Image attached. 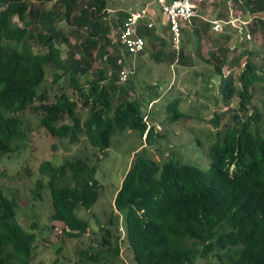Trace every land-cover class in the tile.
<instances>
[{"label": "trees", "instance_id": "16d2710c", "mask_svg": "<svg viewBox=\"0 0 264 264\" xmlns=\"http://www.w3.org/2000/svg\"><path fill=\"white\" fill-rule=\"evenodd\" d=\"M213 1L218 8L215 19L192 18L204 20L200 26L204 36L213 28L212 20L229 18L233 6L250 16L251 35L255 29L264 34V0ZM108 5L109 0H0V159L28 147L34 129L24 119L27 110L36 113L47 134L70 143L86 137L101 154L109 149L113 135L127 128L147 135L150 144L165 137L142 113L141 100L148 94L154 102L168 90L160 92L153 85L133 96V73L126 82L120 81L121 67L133 66L147 44L143 52L130 55L114 42L111 35L128 12H119L114 20ZM162 25L169 33L170 26ZM156 33L155 25L140 24L139 34L146 41L164 45ZM222 38L206 58L214 75L222 77L215 95L222 102L209 119L216 139L206 158H194L196 164L184 156L161 162L148 155L146 147L138 151L114 198L116 212L112 210L105 222L92 214L100 241L80 252L74 264H116L123 243L136 264H195L209 257L216 259L215 264H264V111L252 103L257 84L264 82V70L252 60L258 52L232 55L230 37ZM188 45L184 39L179 51L154 47L152 57L169 66L177 62L192 67ZM240 66L237 80L234 72L225 76L227 69ZM50 70L53 84L65 77V86L53 97L45 84ZM181 102V96L167 102L170 121L183 115ZM83 109L89 110L85 120L79 112ZM33 173L40 176L33 197L42 200L41 192L50 191L51 216L66 227L64 236L87 232L92 218L80 216L77 208L91 210L102 193L97 165L75 155L58 164L45 159ZM6 188L11 186L0 185V264H30L37 254V233L18 221L19 198Z\"/></svg>", "mask_w": 264, "mask_h": 264}, {"label": "rangeland", "instance_id": "374dc122", "mask_svg": "<svg viewBox=\"0 0 264 264\" xmlns=\"http://www.w3.org/2000/svg\"><path fill=\"white\" fill-rule=\"evenodd\" d=\"M213 2V0H208L207 8L201 10L205 18H216L218 8L214 6ZM108 9L114 20L119 18V12H129L135 9L146 11L148 16L157 19L155 20L156 32L159 34V39L165 43L162 45L156 41L154 46L152 41L148 40L146 50L134 59L131 79H134L136 86L133 96H140L143 92H148L149 86L153 85L160 92L168 90L152 104L153 97L151 95L147 94L141 100L142 113L151 117L148 122L155 124L156 130L165 137L157 138L155 143L150 144L147 135L143 137L139 130L127 128L115 133L109 149L105 154H101L99 150L92 147L86 137L81 136L77 142L70 143L68 138L64 139L47 134L45 128L39 127V118L34 116L36 113L33 110H27L24 113V119L34 131L32 134L30 132L32 136L30 140H27L29 144L26 149L19 151L18 155L14 153L0 159V185L11 186V189H6L10 193H16L19 198L18 221L23 224L27 231L34 230L37 233V254L30 264H74L81 257L80 252L86 251L92 242L98 244L100 239L95 236L94 232H98L99 228L92 214H97L105 222L113 212H116L115 207L113 208L116 193L121 186L124 175L135 159V154L143 147H146L148 155L161 162L172 157L178 159L184 156L186 160L191 158V162L196 164L199 162L194 158L199 157L201 160L202 157L206 158L210 144L216 139V129L209 119L214 115V111L219 110L218 106L222 102L221 98H219V102L216 100L222 77L214 75L206 58L210 56V50L217 48L219 42L223 40L221 36L230 37L228 46L233 49L231 50L232 55L249 50L258 52L256 56L251 57L255 64L264 70V34L261 30L255 29V34L251 35L250 32L253 28H250L249 23L244 24L242 28L225 25L218 32L210 27L208 35L204 36L200 31V26L204 20L202 21L201 18L196 21L192 20L182 32V43L184 39L185 42L189 43L186 47V54L193 57L194 65L183 67L176 62L169 66L167 62H159L152 57L154 47H164L165 51L170 52L179 51L181 46L178 50L174 49L170 31L169 33L163 32V25L158 17L162 16L161 10L155 0H109ZM233 10L241 21L250 20V16H246L241 10L236 11L234 6ZM196 32L199 36L196 35ZM198 41L201 44H197ZM64 55L65 51L63 52ZM246 59L244 57L241 66L245 64ZM95 66H100V64L96 63ZM241 66L240 68L237 67L235 71L227 69L225 76H230L234 72L233 76L237 80ZM58 72L62 71L59 70ZM47 75L45 84L49 86V92L53 97L54 93L65 86V77L53 84L52 70ZM257 85L258 89L252 103L264 111V90L262 89L264 82ZM175 96L182 97L179 110L184 113L178 119L170 121L169 118L172 113L167 110V102ZM75 98H78V95L75 94ZM234 98L237 99V97ZM235 99V104H237ZM251 110H254L252 106ZM79 112L82 120H85L89 115L88 109L79 110ZM262 117V127H264V113ZM55 144L58 145V148L54 149L53 145ZM75 155L88 157L91 165H97L96 178L103 185V190L91 210L88 211L83 206L77 208L80 216L88 220L92 218L88 231L81 236L69 237L51 229L53 224L56 227H65L63 223H58L51 216L53 207L50 191L47 189L41 192L42 200L34 198L33 193L35 192L34 189H37L35 182L40 178L37 172H39V166L43 160H56L58 164L64 158ZM98 157L100 160H97ZM2 188L5 189V186ZM57 249H60V253ZM215 263L216 259L209 257L200 258L195 264ZM116 264H136L125 243L122 244L121 257L117 259Z\"/></svg>", "mask_w": 264, "mask_h": 264}, {"label": "built area", "instance_id": "2783aa9c", "mask_svg": "<svg viewBox=\"0 0 264 264\" xmlns=\"http://www.w3.org/2000/svg\"><path fill=\"white\" fill-rule=\"evenodd\" d=\"M160 8L165 19L164 24L170 26L172 35V46L174 49H179L182 44V32L185 27L189 25L194 16H202L200 7L207 0H155ZM230 17L227 20L216 19L212 20L214 23L213 30L221 31L225 25H232L240 27L248 24V21H241L239 17L231 9ZM141 23H145L148 27L155 25L152 17L150 18L146 11L130 10L129 14L122 26L121 35L119 37L120 43L128 54L140 53L146 44V40L139 34V27ZM120 58L118 63H122ZM129 67L124 66L121 71V78L125 79L129 76ZM58 232L63 233L64 228L56 227Z\"/></svg>", "mask_w": 264, "mask_h": 264}, {"label": "clouds", "instance_id": "9594fccd", "mask_svg": "<svg viewBox=\"0 0 264 264\" xmlns=\"http://www.w3.org/2000/svg\"><path fill=\"white\" fill-rule=\"evenodd\" d=\"M128 12V11H127ZM128 14H129V12H128ZM128 16V15H127ZM127 18V17H126ZM122 26L123 25H120L116 30H114L113 31V34L111 35L112 36V39H113V41L114 42H118L119 44H121L120 43V39H119V37H120V35H121V29H122ZM147 42V41H146ZM122 45V44H121ZM129 61V60H128ZM124 66H126V64L124 65ZM123 66V67H124ZM123 67H121V70H120V72H119V74H120V81L121 82H126L127 80H128V78L132 75V66L131 67H129V76L127 77V78H125V79H122L121 78V71H122V69H123ZM153 102L151 101V104H152ZM64 225V224H63ZM66 228V227H65ZM68 229V228H67Z\"/></svg>", "mask_w": 264, "mask_h": 264}, {"label": "crops", "instance_id": "0c3cea01", "mask_svg": "<svg viewBox=\"0 0 264 264\" xmlns=\"http://www.w3.org/2000/svg\"><path fill=\"white\" fill-rule=\"evenodd\" d=\"M149 17L151 18L152 16L149 15ZM158 17L160 18L161 23L164 24L165 19H164L163 15L162 16H158ZM152 19L154 20V22H155V20H157L156 18H153V17H152Z\"/></svg>", "mask_w": 264, "mask_h": 264}]
</instances>
